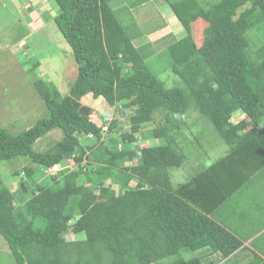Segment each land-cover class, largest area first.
I'll return each mask as SVG.
<instances>
[{
  "label": "trees",
  "instance_id": "trees-1",
  "mask_svg": "<svg viewBox=\"0 0 264 264\" xmlns=\"http://www.w3.org/2000/svg\"><path fill=\"white\" fill-rule=\"evenodd\" d=\"M52 1L78 71L67 94L34 80L48 113L32 127L0 126V163L30 162L10 175L0 169V231L16 264L263 263L251 251L241 262L247 247L221 220L230 215L223 206L264 170V42L253 48L248 34L264 28V0H168L184 27L165 48L182 79L173 88L148 59L165 44L138 45L144 33L122 23L113 0ZM32 64L37 70L39 61ZM87 95L133 109L131 130L118 127V117L95 114ZM192 107L230 149L174 185L171 169L185 160L178 137ZM55 129L63 137L38 150L36 142Z\"/></svg>",
  "mask_w": 264,
  "mask_h": 264
},
{
  "label": "rangeland",
  "instance_id": "rangeland-1",
  "mask_svg": "<svg viewBox=\"0 0 264 264\" xmlns=\"http://www.w3.org/2000/svg\"><path fill=\"white\" fill-rule=\"evenodd\" d=\"M127 4H130V0H113L112 2L116 14L127 28L132 30V24L136 23L138 29L144 33L137 40L138 45L152 42L159 48L165 42L161 49L163 52L154 53L148 59L156 64L154 67L159 71V77L166 87L180 86L182 79L170 68V63L172 65L173 60L168 51L165 54V48L166 45L174 41L169 36L170 33L167 34V32L171 30L173 34L178 35L174 32H178L180 28L183 29V25L180 23V26L165 24L162 13H165L166 10L171 12L169 1L150 0L135 7L132 12L126 7ZM43 10L49 11L44 15L45 11L43 12ZM55 13H58V9L52 0H0V126L9 128L14 133L29 129L48 113L44 101L34 85V80L37 77L52 81L63 94H67L77 76L78 66L75 62L73 49L57 27L53 17ZM157 28L161 29L157 35L156 33L147 35L148 31ZM248 34L253 48L261 46L264 42V28L262 31L258 28L251 29ZM161 36L165 37L164 40ZM37 60L39 61L37 70L30 69L32 63ZM169 61L170 63H168ZM84 101L95 110V114L106 117L109 121L118 117V127L131 130L129 116L133 109L124 110L122 104L110 106L102 97L95 99L92 95L85 96ZM198 112L195 107H192L185 115L184 136L179 135L178 137L181 140L179 147L184 153L185 160L179 168L171 169L174 185L189 181L197 172L226 155L230 149L213 123L204 114ZM158 117L160 116L158 115ZM243 118L244 116L239 115L233 120L238 122ZM146 129L143 128L137 132V137L145 138ZM116 133L117 130L112 131V135ZM62 137V130L50 131L36 142V148L38 150L49 149ZM27 163L30 162L25 158L15 162L4 161L0 163V169L3 172L7 171V174L10 175L15 169H20L21 165ZM75 164L74 161L69 163L71 166H75ZM60 168L61 166H55L52 171H57ZM258 175L260 178L257 177V180L242 188L223 206L226 212L238 208L239 211H245L247 215L251 213L252 221L250 223H246L244 219L245 223L242 222L238 215L232 218L225 216L223 219L230 227L239 228L242 235L253 230L258 231L257 227L264 225V170ZM10 186L12 190L16 189L15 182ZM67 238L74 240L76 235L68 234ZM262 242H264V238ZM262 249H264L263 246ZM201 253L203 251L194 254L187 253L185 257ZM249 253L250 251L247 250L242 252L241 256H246ZM253 256L252 253L251 257ZM249 258L250 255L246 256L244 260L241 259V262L243 263ZM0 264H16L8 242L1 231ZM157 264L173 263L171 258H165Z\"/></svg>",
  "mask_w": 264,
  "mask_h": 264
},
{
  "label": "crops",
  "instance_id": "crops-1",
  "mask_svg": "<svg viewBox=\"0 0 264 264\" xmlns=\"http://www.w3.org/2000/svg\"><path fill=\"white\" fill-rule=\"evenodd\" d=\"M162 15H163L162 17L165 19L166 25H174V24L179 25V26H180V24L182 25L181 21L178 19V17L176 16V14L172 10H171V12L166 10V12L162 13ZM158 31H161V29L157 28L155 30L148 31L147 35L149 36L150 34H153V33H156V35H157L159 33ZM181 31H183V29L180 28L178 32H174V33L179 34ZM169 33H173V32L170 30L167 32V34H169ZM160 35H162V34H160ZM174 35L176 36L177 34H173V36ZM161 38H162V40H164L165 37L161 36ZM164 44H165V42H164ZM235 209L234 210L231 209L230 211H228L227 213L230 215H226V216L229 218H232V217L238 215L242 222H244L243 219L245 220L246 223H250L252 221L251 220V213L247 215L245 211H239L238 208H235ZM221 222L224 223L225 225H227L230 229H232L238 236H240V238L244 241L243 245L247 247L246 249L248 251L258 252L264 258V251H263L264 249H262V246L264 247V242H262V239L264 238V225L262 227H257L259 229L258 231H255V230L251 231V232H253L252 234H250L251 232H249V233H245L242 235V232L239 228L236 227L234 229L232 226L230 227L229 224L224 220H221ZM247 250H245V251H247ZM261 264H263V263H261Z\"/></svg>",
  "mask_w": 264,
  "mask_h": 264
}]
</instances>
